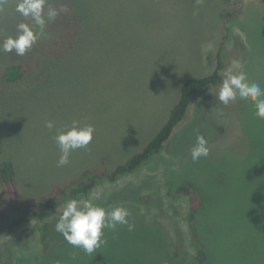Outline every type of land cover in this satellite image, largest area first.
<instances>
[{
	"label": "trees",
	"instance_id": "16d2710c",
	"mask_svg": "<svg viewBox=\"0 0 264 264\" xmlns=\"http://www.w3.org/2000/svg\"><path fill=\"white\" fill-rule=\"evenodd\" d=\"M134 1L50 0L53 6L59 8L63 5L67 11L47 26L49 38L39 40L24 56H17L15 52H0V192L4 196V203L0 204V264H66L67 261L77 262L73 264H109L110 260L105 255L96 259L89 258L87 262L72 256L68 258L67 254L70 253L65 254L61 248L73 246L53 229L59 216H55L50 228L42 223L21 229L30 220L46 223V219L56 215L59 202L88 197L100 182H117L154 160L175 137V130L187 117L194 99L208 88L222 83L226 60L223 44L218 49L217 62L212 72L203 76H188L183 80L178 101L153 138L127 160L112 165L107 155L111 149L110 143L114 144L120 128L117 123L116 133L114 132L115 117L106 112L112 111L122 118L127 113V107L123 111L121 98L127 99L130 94L144 93L146 84L159 76L160 49L163 43L162 37L159 38L155 31H162L164 27L171 28L172 25L170 18L158 15L161 9L169 6L170 0H139L136 8L131 10L130 6ZM224 1L228 8L232 6L233 10L229 13L232 17L237 11L233 6L239 7L240 1ZM15 3L16 0H8L5 10L0 12V43L7 36L16 34L18 23H31L15 12ZM262 3L264 4V0ZM152 12L155 15L151 16ZM178 37L180 40L183 36L179 34ZM126 82H131L133 87L125 88ZM86 91L93 103L89 99L84 100ZM23 99H26V106L30 103L32 110L28 113L21 110L20 114L22 112L23 115L16 120L13 118L16 114L15 106H19ZM82 108L79 121L86 120L88 124L95 125L100 116L105 119L101 121L102 127L96 130L94 141L87 150L83 149L85 157L91 156L89 149H98L106 154L107 159L100 155L98 165L86 167L70 178H64L49 191L34 197L22 196L20 181L24 180L25 166L17 161L20 153L14 146L19 141L9 133L22 130L24 133L19 132V139L28 135L27 140L39 143L47 134L45 118H48V111L64 110L70 117L77 113V109ZM90 110L92 115L88 116ZM199 116L203 120L192 130L194 134L190 135L191 140L196 139L197 132H202L200 134L203 135L207 133L209 136L205 135V138L210 150L214 148V153L220 149L218 147L225 146L236 158L233 159L236 163L252 153L248 132L236 134L231 123L225 125L214 120L204 122L206 118L202 111ZM27 120L32 123L28 122L30 124L26 126ZM72 121L73 118L70 119ZM11 127L15 128L8 132ZM5 133L8 136L7 142L4 139ZM79 157L82 156L75 154L72 159L70 156L71 162ZM211 165L214 166L207 169L228 177L230 170L226 166L222 169L214 161ZM67 166H71L70 163ZM174 196L188 198L186 217L190 229L189 243L194 250L192 253L186 249V241L178 233L177 225L166 237L160 236L153 226L144 224H139L133 231L120 229L118 226L115 230L106 229L104 238L107 242L104 245L112 248L115 247L112 240L123 241L124 249L120 252L125 251L126 258H134L133 264H145L143 257H140L139 248L143 245L149 253L162 248L161 260L164 264H230L234 253L224 256L223 249H213L210 239L206 242L203 240L202 235L206 229L202 232L200 218L204 214L206 198L202 192L194 184L185 182L176 188ZM261 197L264 206V195L261 194ZM159 199L163 203L160 197ZM255 200L259 201L260 197L257 196ZM96 203L105 208L108 206L102 200H97ZM156 208L158 214H167L169 217V209H164L160 204ZM156 208L152 206L155 213ZM158 214L155 216H160ZM246 228L249 232L245 235L237 230L233 235L227 234L231 237V243L235 240V244L241 247L236 253L237 262L264 264V211L253 214V219L246 224ZM20 230L19 236L9 240L2 248L3 237ZM73 248V252H80L79 248Z\"/></svg>",
	"mask_w": 264,
	"mask_h": 264
},
{
	"label": "rangeland",
	"instance_id": "374dc122",
	"mask_svg": "<svg viewBox=\"0 0 264 264\" xmlns=\"http://www.w3.org/2000/svg\"><path fill=\"white\" fill-rule=\"evenodd\" d=\"M138 1L135 0L131 4V10L136 8ZM238 1L241 3L239 2V7L233 6L237 8V11L232 17L229 16L233 10L232 6L228 8L224 0H170L169 6L158 12V15L170 18L172 21L171 28L164 27L162 31H155L159 38L162 37L163 43L160 49L159 76L146 84L144 93L130 94L127 99L121 98L123 111L127 107V113L122 118L112 111L106 112L115 117L114 132L117 130V123L120 128L114 144L110 143L111 149L107 155L112 165L127 160L153 138L166 121L172 106L178 101L183 80L188 76H203L212 72L221 44L226 53L223 78L225 73L232 69L234 62H238L247 73L249 80L259 82L264 88V4L262 0ZM153 15H155L154 12L151 16ZM175 34L177 36L173 37L172 35ZM179 34L183 36L180 40ZM220 85L208 88L194 99L187 117L176 128L175 137L173 136L174 138L154 160L144 164L138 171L120 178L117 182L107 180L100 182L91 195L101 193L100 200L108 205L106 206L108 210L120 205L126 207L130 212L129 222L134 224V228L139 224L151 225L160 236L166 237L177 225L178 233L186 241V249L192 253L194 250L189 243L190 229L186 217L189 209L188 198L174 196L179 185L190 182L206 198L204 214L200 218L202 232L206 229L203 232L204 236L202 235L203 240L206 242L210 239L213 249H223L224 256H231L234 253L229 263L239 264L236 253L241 247L235 244V240L231 243V237L227 234L233 235L236 230L242 235L247 234L249 231L246 224L251 222L253 214L264 211L261 203V194L264 195V120H260L255 115L254 105L250 101L245 102L237 98L228 106L219 103L213 93H218ZM127 86L133 87V84L126 82L125 88ZM85 97L84 100L89 99L92 102L87 91ZM19 106H15L16 114L13 118L16 120L23 115L22 112L20 114L21 110H25V113L32 110L29 102L26 106V99H23ZM59 108L64 107L59 106ZM77 110V113L70 117L64 110L48 111L45 122L53 121L55 128L48 129L46 136L39 143L27 140L28 135L19 139V132L24 133L22 130L9 133L19 141V144L16 143L14 146L21 155H18L17 161L25 166L24 180L20 181L22 196L34 197L47 192L64 178H70L86 167L98 165L101 156L106 158V154H102L98 149H89L90 157H85L86 153L83 149H78L71 154V159L75 154L82 157L74 159L73 162L70 159L71 166L57 167L60 151L54 139L56 130L71 126L73 121H78L81 126L88 125L86 120L82 122L78 119L81 117L80 112L83 108ZM201 111L206 118L204 122L214 120L225 125L231 123L236 134L241 131L248 132L252 153H248L247 157L239 159L240 162L236 163L233 160L236 159L234 155L224 146L218 147L220 149L214 153L213 148L208 157L193 162L190 149L196 139L191 140L190 135L194 134L192 130L195 125L203 120L199 116ZM87 115L91 116L92 111L90 110ZM72 118L73 121L70 122ZM102 120L105 119L100 116L96 124H92L95 127V133L102 127ZM28 122L30 121L27 120L26 126L32 123ZM14 128H9L8 132ZM95 133L92 141L95 139ZM121 135L122 138H120ZM4 139L8 141L7 134ZM212 161L222 169L226 166L230 170L228 177L207 169L214 166L211 165ZM257 196L260 197L259 201L255 200ZM159 197L163 203H160ZM2 203H4V196L0 192V204ZM64 204V201L59 202L55 210L56 215L46 219V223L30 220L21 230L42 223L49 227L55 216H60ZM159 204L164 209H169V217L167 214H158L156 207ZM152 206L156 208V213L160 216H155ZM117 226L120 229H127L126 225ZM21 230L6 234L1 241L2 248L9 240L19 236ZM109 234L112 237V232ZM116 235L117 232L114 233V236ZM112 244L115 247L103 245L92 255L86 254L82 249L80 252H73L74 248L71 246H64L61 249L65 254L70 253L67 254L68 258L72 256L83 262H87L89 258L96 259L105 255L110 260L109 264L134 263V258H126L125 251L120 252L124 249L123 241L112 240ZM208 247L210 248V244ZM139 248L143 263L164 264L161 260L162 248H156L150 253L144 245ZM73 263L77 262L67 261L66 264ZM225 263L227 262H223Z\"/></svg>",
	"mask_w": 264,
	"mask_h": 264
},
{
	"label": "clouds",
	"instance_id": "9594fccd",
	"mask_svg": "<svg viewBox=\"0 0 264 264\" xmlns=\"http://www.w3.org/2000/svg\"><path fill=\"white\" fill-rule=\"evenodd\" d=\"M7 3L8 0H0V12L5 10ZM66 11V7L61 5L57 8L50 0H16L15 12L31 23H18L16 34L7 36L0 43V52H15L17 56H24L39 40L49 38L47 26ZM213 94L219 103L225 106L235 102L237 98L245 102L250 101L254 105L255 115L264 120V88L259 82H251L238 62H234L232 69L225 73L218 93ZM45 127L52 130L55 123L46 121ZM94 133L93 125L81 126L78 121H73L66 129H57L54 136L60 151L57 167L68 165L74 151L87 150ZM190 155L193 162L210 155V148L203 134H197ZM100 199L101 193L97 192L88 197L66 201L55 225L56 231L62 234L70 245L82 249L88 255L96 253L106 244V229L115 230L117 225H126L128 231L134 230V224L128 219L130 212L126 207L120 205L108 210L96 203Z\"/></svg>",
	"mask_w": 264,
	"mask_h": 264
}]
</instances>
